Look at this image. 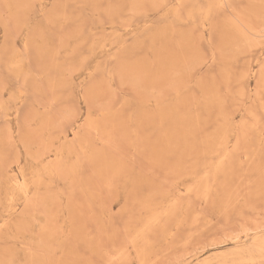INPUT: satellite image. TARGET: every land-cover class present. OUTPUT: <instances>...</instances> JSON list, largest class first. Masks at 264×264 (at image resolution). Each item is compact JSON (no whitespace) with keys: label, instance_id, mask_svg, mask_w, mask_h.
I'll list each match as a JSON object with an SVG mask.
<instances>
[{"label":"rangeland","instance_id":"1","mask_svg":"<svg viewBox=\"0 0 264 264\" xmlns=\"http://www.w3.org/2000/svg\"><path fill=\"white\" fill-rule=\"evenodd\" d=\"M263 73L264 0H0V264H264Z\"/></svg>","mask_w":264,"mask_h":264},{"label":"bare ground","instance_id":"2","mask_svg":"<svg viewBox=\"0 0 264 264\" xmlns=\"http://www.w3.org/2000/svg\"><path fill=\"white\" fill-rule=\"evenodd\" d=\"M173 12V11H172ZM27 45V44H26ZM243 45V44H242ZM244 46V45H243ZM25 47V46H24ZM27 47V46H26ZM264 74V73H263ZM177 92V91H176ZM178 93V92H177ZM250 113V112H249ZM86 120V119H85ZM245 122V121H244ZM166 131V130H165ZM170 143V142H169ZM160 148V147H159ZM104 162V161H103ZM202 179V178H201ZM205 180V179H204ZM23 183H24V181H23ZM25 186V185H24ZM34 191V190H33ZM24 193V192H23ZM33 193V192H32ZM35 193V192H34ZM145 205V204H144ZM14 210H15V208H14ZM13 210V211H14ZM19 213V212H18ZM169 216V215H168ZM178 230V229H177ZM174 237V236H173ZM253 240V239H252ZM261 252V251H260ZM264 252V251H263ZM143 253V252H142ZM249 254V253H248ZM208 255V254H207ZM210 256V255H209ZM252 258V257H251ZM145 259V258H144ZM251 260V259H250Z\"/></svg>","mask_w":264,"mask_h":264}]
</instances>
